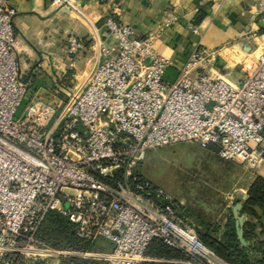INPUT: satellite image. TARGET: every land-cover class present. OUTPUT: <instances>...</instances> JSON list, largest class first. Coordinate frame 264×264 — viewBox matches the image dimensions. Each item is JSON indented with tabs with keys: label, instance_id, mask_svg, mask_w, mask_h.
I'll list each match as a JSON object with an SVG mask.
<instances>
[{
	"label": "built area",
	"instance_id": "2783aa9c",
	"mask_svg": "<svg viewBox=\"0 0 264 264\" xmlns=\"http://www.w3.org/2000/svg\"><path fill=\"white\" fill-rule=\"evenodd\" d=\"M15 1L0 0V264L85 256L39 237L52 210L68 217L79 237L110 240L106 264L143 262L154 238L184 252L186 264H230L138 166L148 150L179 142L214 145L223 159L248 168L264 164V32L254 48L263 50L242 63L239 84L204 71L216 54L204 48L170 81L173 62L151 37L110 16L105 27L115 44H100L99 64L65 109L34 98L17 116L32 78L21 71ZM257 7L264 15V0ZM84 47L68 36L70 57Z\"/></svg>",
	"mask_w": 264,
	"mask_h": 264
},
{
	"label": "crops",
	"instance_id": "0c3cea01",
	"mask_svg": "<svg viewBox=\"0 0 264 264\" xmlns=\"http://www.w3.org/2000/svg\"><path fill=\"white\" fill-rule=\"evenodd\" d=\"M257 3L258 0L15 1L12 4L13 20L20 39L21 71L26 78H32L29 101L42 98L57 105V86L61 84L69 92L83 85L100 62V44H115L105 27V21L110 16L134 27L138 36L151 37L155 49L172 60V66L167 71L168 80L175 81L190 53L202 46L216 53L214 59L204 64V71L214 77L224 76L232 83L239 84L244 78L241 62L247 55L260 51H254V48L256 43L261 44L264 15L258 11ZM199 11L206 15L196 24L195 18ZM70 34L78 36L85 45L72 57L68 55ZM38 63H41V69L35 71ZM251 169L255 175H264V164ZM237 190L242 197L247 191L243 187ZM178 203L181 208L186 206L183 200ZM181 212L186 216V213ZM189 215L201 222L199 229L204 230L206 224L219 225L217 232L214 228L210 231L218 239H222L224 225L229 218L234 217V213L223 218L217 214ZM242 216L246 222L248 218L244 214ZM235 222L237 229L236 219ZM245 222L241 226L243 236ZM244 239L246 243L240 241L244 245L249 244ZM91 243L92 248L86 250L48 244L85 254L84 257L67 259L106 264V257L113 251V243L105 237H98ZM187 258L175 252L169 254L151 249L146 259L138 264H186ZM67 259L55 260L53 264H65ZM30 263L35 264L36 261Z\"/></svg>",
	"mask_w": 264,
	"mask_h": 264
},
{
	"label": "rangeland",
	"instance_id": "374dc122",
	"mask_svg": "<svg viewBox=\"0 0 264 264\" xmlns=\"http://www.w3.org/2000/svg\"><path fill=\"white\" fill-rule=\"evenodd\" d=\"M258 54L247 55L241 62V67L242 63H252ZM56 89L59 91L56 96L61 113L75 95L70 90L68 93L61 84ZM29 103L27 95L18 109L17 116L25 112ZM138 170L177 201L183 200L186 206H182L181 210L197 229L201 222L191 217L189 213L195 216L217 214L223 218L229 213H234L238 203L242 204L243 209L249 195V187L256 177L252 172L254 170L239 160L223 159L216 150L202 147L195 142H179L150 149L139 164ZM241 187L247 189L243 197L237 190ZM242 209L240 215L244 214ZM246 217L249 219L248 215ZM55 260L43 256L36 260L35 264H53Z\"/></svg>",
	"mask_w": 264,
	"mask_h": 264
},
{
	"label": "trees",
	"instance_id": "16d2710c",
	"mask_svg": "<svg viewBox=\"0 0 264 264\" xmlns=\"http://www.w3.org/2000/svg\"><path fill=\"white\" fill-rule=\"evenodd\" d=\"M205 15V12L199 11L196 15L195 23L199 24ZM208 148L217 151V147L214 145H209ZM242 212L249 216V219L244 224V237L249 241V244L244 245L240 241L233 216L224 225L222 239H218L210 233L212 228L217 232L220 229L219 225L206 224L204 225V230L197 229L198 234L207 246L230 264H264V175L258 174L253 180L249 187L248 198L243 204ZM38 235L42 240L57 247L86 250L91 249L93 246L92 241L78 236L76 225L68 217L54 210L47 213ZM151 249H159L169 254L175 252L186 257L180 249L166 245L159 238L152 240L146 254ZM65 264L96 263L90 260L71 258L67 259Z\"/></svg>",
	"mask_w": 264,
	"mask_h": 264
},
{
	"label": "water",
	"instance_id": "95a60500",
	"mask_svg": "<svg viewBox=\"0 0 264 264\" xmlns=\"http://www.w3.org/2000/svg\"><path fill=\"white\" fill-rule=\"evenodd\" d=\"M149 61V59L147 60ZM242 209V204L241 203H238L234 209V217L237 221V233H238V236L240 238V240L243 242V243H246L245 242V239H244V236H243V229H242V225L243 223L245 222V218L240 215V210Z\"/></svg>",
	"mask_w": 264,
	"mask_h": 264
},
{
	"label": "bare ground",
	"instance_id": "6f19581e",
	"mask_svg": "<svg viewBox=\"0 0 264 264\" xmlns=\"http://www.w3.org/2000/svg\"><path fill=\"white\" fill-rule=\"evenodd\" d=\"M258 49H260V51H259L258 53H261V52H262V50H263L262 46H261V47H259ZM256 50H257V49H256Z\"/></svg>",
	"mask_w": 264,
	"mask_h": 264
}]
</instances>
